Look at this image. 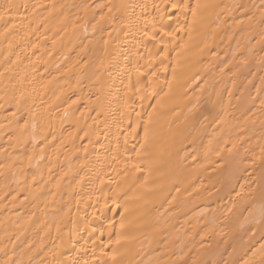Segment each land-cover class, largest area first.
Returning a JSON list of instances; mask_svg holds the SVG:
<instances>
[{"label":"bare ground","instance_id":"bare-ground-1","mask_svg":"<svg viewBox=\"0 0 264 264\" xmlns=\"http://www.w3.org/2000/svg\"><path fill=\"white\" fill-rule=\"evenodd\" d=\"M0 264H264V0H0Z\"/></svg>","mask_w":264,"mask_h":264}]
</instances>
